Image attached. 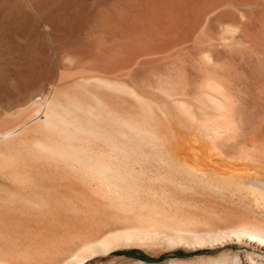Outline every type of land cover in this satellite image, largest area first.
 <instances>
[{"label": "bare ground", "instance_id": "1", "mask_svg": "<svg viewBox=\"0 0 264 264\" xmlns=\"http://www.w3.org/2000/svg\"><path fill=\"white\" fill-rule=\"evenodd\" d=\"M52 1L0 0V21L6 20L4 25H7L6 22L10 20V14L14 13L13 15L16 16L15 20L18 26L17 35L20 38L25 36L23 34L24 32L21 31V27H25V31L26 28L29 30L32 29L36 40L44 39V41H46L45 39L48 38L51 42V46L46 49V57L49 59L50 65L54 64L52 55H54L55 60L64 59V61H66L65 58H67V60L70 59L68 61L71 64L74 62V64H77L82 58H88V63L85 62L89 65L86 63V65L84 64L85 67L88 66L86 71L91 69V71L95 73L84 75L79 78L75 77L76 79L70 78L71 80L60 84H57L59 83L57 82L56 85L52 84V86H49L47 92L42 89V82L29 80L24 86H20L16 92L3 93V91L2 94L0 93V104L3 101H6L7 105L12 103L13 105L18 104L22 106L24 104L21 109L14 112L16 116L12 115L13 119L7 116L8 118H5L8 120H5L3 115H1L2 118L0 117V249L2 253H4L3 251H7L6 249H9L8 243L10 241V246L15 247V250H21L23 248H28L29 250L31 247L41 249L50 248L49 246L54 248L56 246L58 249V253L56 254H60V257L58 258V255L57 257L54 255L56 259L50 253L53 257H51V264H83L91 255L98 253L100 250L103 252V249L105 251L107 245H111L119 236H124L127 239L128 237L131 239L135 236V233L133 236H129L130 230L127 229V231L122 229L114 231L113 228H104V226L100 225L102 220H105L107 217L110 218L112 213L117 211V209L120 212L122 209L123 211L124 209L129 211L130 209L131 211L137 209L135 213L132 212L134 214L133 216L138 219L140 223L141 221L147 223V226L145 224L146 227H143L142 224L140 225V228L143 227L144 229L142 230L144 232L146 231V233H150L147 232V230L149 231L158 225H162V227L165 226L163 228L168 229L167 233H169L173 240L181 241L184 238L186 239L185 241L189 239L191 241L202 240L204 242L205 240V242H207L206 240L212 241L216 239L215 241H217L219 237H228L227 235H232L236 238L245 239L246 241L253 240L254 242L262 244L263 246L261 247L264 248V218L260 216L261 214L259 215L260 217L241 216V219L238 218L239 220L237 219V221L230 224H223L221 227L216 226L214 222H207V226L210 228L204 226L198 230L197 226L199 228L201 226L199 223H204L202 219L206 217V214L202 218L200 216L202 214L198 213L197 210H195L197 212L193 211L194 209L188 210L190 207L179 210V207L176 206V202L171 199L172 197L165 198L166 194L163 196L164 194L159 193L158 190L162 187L159 186L158 190H156V188H151L152 186H147L146 182L150 183L152 180H159L160 183V178L165 177V175L163 176L165 169H162L163 172L161 171L158 173V167L157 173H152L153 171H151L150 174L149 164L143 163L146 165L142 164L141 166L138 163L140 161L139 158L144 160L147 157H151L150 159H152L151 154L148 156L149 153L143 151L145 146L149 148V145L153 141H156V143L160 142L161 149L158 147L160 151L157 153L156 149V154H153V156L155 155L154 159H156V161L157 159L158 161L160 159L162 160V163L159 162L162 164V167L163 163L165 167L169 165L167 167H170L171 171L174 169L172 166L177 167L176 171L181 170L185 172V174L187 173L190 175V177L193 176V179L197 177V181L199 182L195 181L196 183L209 179V181H211L210 183L213 182L216 185L218 184L217 186L226 185L225 187H227L228 184L235 185V187L242 186L243 188H240L245 189L244 191L246 193L248 192L247 195L249 193H259L260 195H256L260 196V201L264 199V129L252 126L243 144L235 145L233 142V146H225V143L229 141L228 137L233 138L235 136L233 135L234 130H236L234 128L236 127L237 130L239 129V127H237L238 125H227L228 119H225V113H231V105L234 101L229 98V94H224L225 92L223 91L224 93L218 95L220 96L219 98L211 97L210 101L213 105L211 104L209 107H217L221 114L212 115L208 112L201 113L202 115L198 119V123L200 122L201 124L199 123V126H197L199 127V129L197 128L199 132L193 133L185 130L189 125L185 123L186 120L184 117H180L181 114L174 113V111L172 112L171 109L166 107V109L161 110L162 117L158 116L154 111V104L156 103L164 106L167 105L165 102L166 99H161V93L175 97L173 96L174 92H172L174 85L172 84L173 86L171 87L169 77L167 78L166 75H163L164 73H159L158 71L154 72L152 68L144 64L146 62L145 59L142 60L143 63L140 62L131 68L129 72L130 75L128 76L129 78H122L120 77L122 75L118 73V70L121 68L132 64L133 60L136 59V57L138 58V55L146 53L145 49L140 51L138 47L136 48V40L140 37H144L150 42L149 48L153 47V45H155L154 36L160 35V33L163 35L167 28L182 24V14L180 15L181 11L179 8L183 7L181 3H184L185 0H90L92 2L88 8L90 12L83 18L81 24L68 23V21L65 20L66 18L63 17L64 12L60 10V8L64 7L62 6L64 4L61 5L62 7L59 6L60 8L57 7L55 14H49L48 11L50 10L47 5H51ZM34 16L38 17V19ZM124 16L129 19V21L123 20L122 17ZM68 18H70V16ZM244 19L246 20V18ZM68 20L69 22L71 21L70 19ZM39 23H42L43 28ZM6 28L8 29V27ZM81 41H84L83 44H81ZM49 48L52 49V55L49 52ZM61 64L64 65L63 62H61ZM142 64L144 65L142 66ZM209 82L211 85L214 83L212 81H208V83ZM40 87L42 92L36 94L35 89H39ZM213 87L214 86H212V88ZM222 90H224V88ZM120 93H124L125 97L128 95V99L123 98V96L121 98ZM34 96H36V99L38 97V99L31 102ZM176 96H178V94ZM209 96L207 95V97ZM203 98L205 97L203 96ZM172 100L177 105L176 98ZM204 101L203 103H205ZM167 102L169 103V100ZM4 103L5 102H3V104ZM159 104H157V107ZM205 105L207 106V104H204V106ZM159 106L161 107V105ZM137 107H140V109H136ZM209 107L207 106V109ZM179 108L181 107L179 106ZM192 112L189 114H193ZM173 113L174 116L177 114L179 117H174ZM179 113H181V111ZM4 115L6 116L7 114L5 113ZM192 116L194 117L195 115ZM173 118L175 119L173 120ZM194 121H196L195 117L193 122ZM177 122L179 124H177ZM123 125L129 126L128 128H132L133 131L135 130V132L130 131V134L129 129L127 130L125 128L126 132H129L127 135L132 136L134 133V136L138 135L137 137L141 139L149 137L148 139H151V142L148 143L149 145L142 142L144 140L146 141L147 138L143 140L140 139L144 144L142 145L144 147H142V143L135 137L137 143H135L134 140V146L132 145L133 147H131L132 150H130V154L126 153L129 151L127 146H125L127 144L121 146L122 139L126 142L128 141V144H130L128 145L129 147L131 146V141H133L130 139L134 138L131 137L129 139L130 141L128 140L130 136L128 138L125 137L127 140L123 138V136H126L125 130L123 131L121 129H124ZM233 126L235 127L233 128ZM190 130L192 129L190 128ZM230 132L233 136L229 134ZM240 133H242V131H240ZM120 135H122V137ZM139 135H141V137ZM119 137H121V139H119ZM203 137L210 140V143H208V141L206 142ZM118 139L119 141L121 140L120 143L117 142ZM236 140L238 139L236 138ZM125 147L127 151H125ZM151 147L149 148L150 151ZM110 148L113 149L112 151L115 154L112 158H110L112 155V152L109 153L111 150ZM117 148L121 155L126 153L122 155V157H129V155L130 157H124L125 159H122V157L118 155L119 153L116 154L117 152L114 151L117 150ZM107 149L110 150L107 151ZM121 151L123 152L121 153ZM132 151H134V154ZM116 155L122 159V162ZM222 156H225V158L232 157V160L234 158H246L245 160H247V162L245 161L246 166L244 167H246L248 171L245 173V178H242L243 176L233 177V175L220 172L221 167H223L221 165L226 164V162H221L224 161L222 160ZM137 160L139 161L137 162ZM232 160L230 159L229 161L228 159V164H226L228 167L229 162L233 163L234 160ZM145 161H147V159L144 160V162ZM238 161H241V159ZM134 164L139 165L137 166L138 168L135 167ZM218 164H221V167H218ZM225 167L224 165V168ZM236 167H238V165H236L235 168ZM143 171H147V173ZM167 173L170 174V172ZM73 175L76 176V178ZM143 175H147V178H144ZM141 176L143 178H141ZM172 177L169 178V180L172 179L175 183L181 184V179L178 180ZM103 178H105L104 182ZM165 179L167 180V177L164 178L163 181ZM81 180H83L82 183ZM102 183L105 185V192H103ZM86 185H88V187ZM190 185L191 183L187 187ZM166 188L169 191L168 187ZM109 190L114 191L116 195H118V197H116L118 199L119 196L120 199L124 196V201L121 202L122 206H124L119 207L120 210L117 206L114 210L109 209L110 211L105 210L103 212V208L99 206L103 204L102 206L107 209L111 205H118V202L120 204V199L113 198L112 200L111 197L113 195L108 196ZM160 190L162 192L164 189ZM102 192L108 196V199L105 198L108 202L107 204H109L108 207L104 204L106 201H103V195L101 198V195L99 196V194H103ZM96 193H98V195ZM155 194H157V196L152 197ZM96 195L99 196V198ZM243 195H241V198ZM256 195L254 196L256 197ZM99 199H102L101 201L103 202ZM114 199L117 201V204ZM205 199L208 204L211 203L208 198H204V200ZM256 199L254 201H256ZM215 200L216 199L212 201ZM191 201L193 200L191 199ZM112 202H115L114 204L116 205L111 204ZM244 202L245 200L243 203ZM207 203L205 205H207ZM126 204H128V206ZM213 205V208H215V204ZM186 206L187 205H185V207ZM29 207H45V209H53L55 212L57 208H62V210H64V208H75L74 210L77 214L80 212L78 219H83L82 221L80 220L78 222L75 218V222H71L72 220L70 221V218L69 220L66 218L68 216L64 217L57 213L56 216H58H53L52 218L55 217V219H52V223L49 222V224L55 227V232L57 233L64 234L68 231L80 233V236L78 235L79 237L77 236L75 238L74 236L77 242L73 241L74 244H71V240H73L71 237L76 235V233H71V237H68L69 241H66L68 245L61 243L57 246L59 241L65 243L67 238H63L61 234H59V236L61 235L62 238H55V236L53 237L50 235L41 237L43 234H49L47 232L45 233L43 228L39 230H43L44 233L42 232L43 234L37 236L38 233L36 230L40 228L37 226V222L40 219L38 217L39 214H36L37 211L35 212L34 208L33 210L31 209V211H34L36 215L34 212L30 214L28 211ZM206 207L209 206H205V208ZM8 208L18 210L19 212L17 211L18 214L14 210L15 213L13 211L10 212ZM202 208V210H204V207ZM211 210L209 213L214 211V209ZM52 211L49 212V214L52 213ZM108 211L110 215L107 214ZM208 211L209 210H207V214ZM65 212L66 211H64V213ZM101 212H103L102 214L104 216L105 214L108 216L103 217L105 219L100 221L102 218L101 216H103H99ZM115 213L117 216H120L119 212ZM123 213H127V211L122 212V215ZM66 214H68V212ZM72 214L74 216L73 212ZM81 214L83 218H80ZM113 215L116 216L115 214ZM113 215L111 219H113ZM97 220H99L100 223H97ZM42 221H44V219ZM33 222H36L37 229L32 225ZM47 222L40 223L43 225L48 224ZM45 227L47 226H44V228ZM133 232L136 231L131 230V234ZM26 235H29V237H26ZM122 237L121 239H123ZM7 240L10 241L7 242ZM109 241L112 242L109 243ZM59 248H64L66 251L63 252L64 249H60V251L62 250L60 252ZM12 249L13 248H11V250ZM45 250L48 251V249ZM36 251L38 254V251L41 250L36 249ZM29 252L30 251H28V254L30 255ZM23 253L25 252L23 251ZM37 256L39 257L40 255ZM13 260L14 259L10 260V258L4 255H0V264H24L21 263V261L19 262L17 260L16 262Z\"/></svg>", "mask_w": 264, "mask_h": 264}, {"label": "rangeland", "instance_id": "2", "mask_svg": "<svg viewBox=\"0 0 264 264\" xmlns=\"http://www.w3.org/2000/svg\"><path fill=\"white\" fill-rule=\"evenodd\" d=\"M62 4H64V5H62ZM91 4H92V2L90 0H75V1L74 0H54L51 2V5L50 4L47 5L48 9L50 10V11H48V10L47 11L49 12V14H55V10L57 9V7L60 8V7L64 6V7L60 8V10H62L64 12L63 17L66 18L65 20L68 21V23H78V24L80 23L81 24V21L83 20V18H85L86 15L88 14V12H90V11H88V8L90 7ZM182 5H183V7L179 8L180 11L182 12V13L180 12V15L182 14V16H181L182 24H180L181 26L180 25L174 26V27L171 26V27L166 29L165 33L163 34L164 36L162 35V33H160V35L158 34V35L154 36V44L155 45H153V47H150V48H149L150 42L147 39H145L144 37L143 38L140 37L138 40H136L135 46H136V48L138 47V50H140V51H143L145 49L146 53L138 55V58L136 57V59L133 60L132 64L128 65L129 67L125 66V67L121 68L122 70L121 69H120L121 71L118 70V73L122 75V76H120L122 78H129L128 76L130 75L129 72H130L131 68L136 66L138 63L142 62L143 59L146 60V62L144 64L148 65L149 68H152V70L154 72L158 71L159 73L160 72L164 73L163 75H166L167 78L168 77L170 78L169 82L171 84V87L174 85V87H173L174 89L172 88L174 91L172 90V92L175 93V94L173 93V96H175V97H171V95L169 96L168 94L161 93L160 94L161 99L162 100L166 99L165 102L167 105L164 106L162 104L156 103V104H154V111L160 117H162L161 116L162 115L161 110L166 109V108L171 109L172 112L174 111V113H177L179 115L181 114L180 117H184L185 120L187 121V122L185 121V123L187 125H189V126H187L188 128L185 127L186 128L185 130H187L189 132H193V133L199 132L197 130V128L199 129V127H197V126H199V123H200V122L198 123V119L203 113L208 112V113H211L212 115L220 113V110H218L217 107H213L214 109L212 107L211 108L209 107L211 104L213 105V103L210 101L211 97L212 98L213 97L219 98L220 96H218V95H221V93H224V92H225L224 94H226V93H227V95L229 94L228 95L229 98L233 99L234 101L232 102L233 106L231 105L232 111L230 114H229V112L225 113L226 114L225 119H228L227 125H235V126L238 125L237 127H239L240 130L239 129L237 130V128L235 126H233V128L235 127L234 129L237 130V131L234 130V132H233L234 133L233 135H235L234 136L235 138L230 137L231 138L230 139L228 137L229 141L228 140H227L228 142L226 141L227 143H225L226 144L225 146L230 147V145L233 146L234 143H235V145H241V144H243V142H244L245 138L247 137L252 126H256V127L264 129V0H187V2L185 0L184 3H181V6ZM11 14L9 16V19L11 20V22H10V20L7 21L6 22L7 25L6 24L4 25L6 20L2 21V22L0 21V38H1L0 39V93L1 94L3 91H4L3 93L16 92L20 86H24L25 83L29 82V80L35 81V82H42V84H43L42 89H44V91L47 92L49 90V86H52V84L56 85L57 82H59L57 84H60L63 82H67L71 79H76V78H79V77L84 76V75H90V74L95 73L94 71H91V69H88L86 71L88 66L85 67L84 64L86 62L88 63V58H82L83 61L80 59L81 61L77 63L78 65L74 64L75 62L72 63V64H74V65H72L68 61L70 59L67 60V58H65L66 61H64V59L55 60L54 55H52V51H51L52 49H50L51 47L49 48L50 49L49 52L52 55V58H54L53 59L54 64L50 65L49 59H47V57H46V49H47V47L51 46V42L49 41V39L48 38L45 39L46 41H44V39L43 40H39V39L36 40V37L33 33V30L32 29L29 30L26 28V31H25V27L24 28L21 27V29H22L21 31L24 32L23 34L25 36L23 38L22 37L20 38L17 35L18 26H17V22L15 20L16 16L13 15L14 13H11ZM69 16H70V18H68ZM34 17L36 19H38V17H36V16H34ZM244 18H246L247 21ZM68 19H70L71 21L69 22ZM122 19L125 21H129V19L125 18V16L122 17ZM242 21H243V23H242ZM226 23H228V24H226ZM39 24L43 28L42 23H39ZM241 24H242V26H241ZM5 26L8 27V29ZM232 26H233V28H232ZM243 27H245V28H243ZM226 28H227V30H226ZM2 32H3V34H2ZM205 38H206V40H205ZM83 42L84 41H81V44H83ZM6 43H7V45H6ZM212 45H214V46H212ZM147 50H148V52H147ZM166 50H167V52H166ZM144 55H147V56H144ZM140 58H141V60H140ZM56 61H57V63H56ZM60 61L63 62L64 65H62ZM134 61H135V64H134ZM71 62H73V61H71ZM79 63H81V64H79ZM144 64H142V66ZM87 65H89V64H87ZM71 66H72V69H71ZM158 72H156V73H158ZM208 81H212L214 83L211 85L210 82L208 83ZM212 86H214V87L212 88ZM189 87H191V88H189ZM204 88H207V89H204ZM223 88H224V90H222ZM42 89H41V87L39 89L36 88L35 93L36 94L41 93ZM209 90H212V91H209ZM221 90H222V92H221ZM121 93H120L121 98L123 96V98L128 99V97H127L128 95H126V97H125L124 93L123 94H121ZM177 94L179 97L176 96ZM179 94H181L184 97H182ZM204 94H207L208 96L209 95L210 96L207 97V95H204ZM202 95L205 98H203ZM174 98H176V100H177V105L179 104L178 107H177L176 103L173 102V100H172ZM206 98H208L209 100ZM35 99H36V96H34L31 99V102L35 101ZM37 99H38V97H37ZM129 99H131V98H129ZM168 100H169V103L167 102ZM204 100H206V101H204ZM203 101L205 103H203ZM3 102H5V103L3 104ZM3 102H1V104H0V106H1L0 107V117L1 118H2L1 115H3L4 118L8 116L9 118L11 117V119H13L12 115H15L14 112L16 110L21 109L22 106L24 105L23 104L22 106L21 105L19 106L18 104L13 105L12 103H10V104L8 103L9 105H7L6 101H3ZM157 104L161 105V107L159 105L157 107ZM204 104H207V106L209 108L207 109V106L206 105L204 106ZM135 105H137V104H135ZM152 105H153V103H152ZM152 105H151V108H152ZM179 106L181 108H179ZM182 106L185 108H183ZM187 108L189 109V111ZM136 109L139 110L140 107L139 108L137 107ZM181 109H183V110H181ZM180 111H181V113H179ZM143 112H145V111H143ZM190 112H192L193 114H189ZM5 113L7 114L6 116L4 115ZM174 113H173V116H174ZM177 114H175V116L179 117ZM192 115H195L194 117L196 118V121H194V122H196V123L193 122L194 117ZM227 116H228V118H227ZM1 118H0V120H1ZM7 118H5V120H8ZM174 119L175 118H173V120ZM189 119H190V121H189ZM177 124H179V123L177 122ZM123 126H124V129L121 128L123 131L125 130V128L127 130L129 129L128 128L129 126H126V125H123ZM190 126H192V127H190ZM190 128L192 130H190ZM130 131L135 132V130L133 131L132 128L129 129V132ZM240 131H242V133H240ZM124 132L126 133V136H123L124 139L127 140V138L129 136L130 137L128 138V140L131 137L134 138V139H130V140H133V141H131L132 143L129 142V143H131V146L128 147V145H130V144H128V141L126 142L123 139H122V142H121V140L119 141V139H121L122 135H120L121 137H119L117 142L118 143L121 142L122 143L121 146H124L125 144H127L125 146H127L129 152H126V153L130 154V150H132L131 147L134 146L135 137H136V139L137 138L139 139V140L137 139L138 141H140L141 138L137 137L138 136L137 134H136L137 136H134V133L132 136L127 135L129 132L128 131L126 132V130ZM130 134H131V132H130ZM229 134H231V132ZM233 135L231 134V136H233ZM139 136L141 137V135H139ZM125 137H127V138H125ZM145 138H147V137H145ZM145 138H143V139H145ZM148 138L146 139V141L145 140L142 141V142L147 143L146 145H149L148 143L151 142L150 141L151 139H148ZM203 138L205 139L206 142L208 141V143H210V140H208L205 137H203ZM236 138L238 140H236ZM143 139H141V140H143ZM235 140H236V142H235ZM117 142H116V144H117ZM142 142L140 141V143H142ZM135 143H137L136 140H135ZM152 143L149 145L150 147L153 146V147H151V151L149 149L150 147L146 148V146H145V149L143 148L144 150L143 149L142 150L144 152L149 153L148 156H150V154H151L152 159H154L155 155L153 156V154H156V152L158 153L160 151L159 149H161L160 148L161 144H160V142H158L159 144L156 143V141H153ZM142 145H144V144L142 143L141 146ZM117 147H119V146H117ZM142 147H144V146H142ZM158 147H159V149H158ZM127 148L125 147V151H127L126 150ZM135 148H136V145H135ZM110 149H107V151H109ZM122 149L124 151L123 147H122ZM139 149H141V148H139ZM156 149H157V151L155 152ZM112 150L113 149H111L109 151V153L112 152L111 153L112 155L110 154L111 155L110 158L115 156V154L113 153ZM133 150H134V148H133ZM114 151L117 152V153L115 152L116 154L119 153L118 148H117V150H114ZM123 151H121V153ZM132 152L134 154V151H132ZM125 154H122V155H125ZM118 155H120L122 157V155L120 153ZM116 157L118 159H121L117 155H116ZM124 157H128V156H123L122 159H125ZM129 157H130V155H129ZM150 158L151 157H147L146 158L147 161H145V162H144V160H146V159L143 160L141 158L143 160V162H142V160L139 158L140 161L137 160V162L139 161L138 163L141 166L143 163L149 164L150 174H151V171H153L152 173H157L158 167L160 170V171L158 170V173L161 171L163 172V170L165 169V171L163 172L164 173L163 176L165 175V177L160 178L161 179L160 183H159V180L158 181L152 180L150 183L146 182L147 186H152L151 188H153V189L156 188V190H158L159 186L162 187L160 189H164L165 191L163 190L164 192L163 191L161 192V190L159 189L158 190L159 193L164 194L163 196H165V194H166L165 198H171L172 197L171 199L174 200V202H176V206L179 207L178 208L179 210L182 208L187 209L190 207L188 210H190V209H192V210L194 209L193 211L197 210L198 213L202 214V215H200L202 218L206 214L205 215L206 217L204 219L201 218L204 221H202V220H200V221H202L204 223H199V225L201 224V226L199 228L197 226L198 230L203 228L204 226L208 227L207 222L208 223L214 222L216 226L221 227V226H223V224L224 225H226V223L230 224L234 221H237L238 218L241 219V216H259L261 214L260 216L264 218V209H263L264 199L262 198L263 200L260 201L261 200V199H259L260 196H257V195H260L259 193L258 194L257 193H249V194H253V195H249V194L247 195L248 192L246 193L244 191L245 189H242L243 188L242 186H240L242 188H240L238 186L235 187V185H232V184H230V185L228 184L227 187H225L226 185L217 186L218 184L216 185L213 182L210 183L211 181H209V179H207L208 181L207 180L201 181V182L205 181L204 183H201V182L196 183L195 181H197V179H198L197 177H194V179H193V176L190 177V175H188L187 173L185 174V172H183L181 170L176 171L177 167H173V166H172V168H174L173 169L174 171L172 170L173 171L172 172L171 168L167 167L169 165H167L165 167V165L163 163V167L161 166L162 165L161 159L159 161L157 159V161H156V159L152 160ZM227 158L228 157L225 158V156H224L222 158V160H224V161H221V162H224V163L226 162V164H228V159L230 161V159L232 160V157H230L228 159ZM242 158H239V159L234 158L233 159L234 161L232 160L233 163H235L236 165H238V167H240V168L236 167L238 169L235 168L236 165L233 164L232 162L231 163L229 162L230 168L228 167V165H226L224 163L223 164L226 166L225 168H224V165L220 164L221 166H223V167H221L218 164V167L219 166L221 167L220 172L233 175V177L234 176L235 177H237V176L242 177L243 176L242 178H245V175H246L245 173L248 170L244 166H246L245 164H246L247 160H245L246 158H243V160H244L243 161ZM122 159H121V162H122ZM237 159L238 160L241 159V161H238ZM137 162H135V163H137ZM156 162H158V163H156ZM159 162H161V163H159ZM155 163H156V166H155ZM137 164L136 165L134 164V166L135 167L139 166ZM146 164H143V165H146ZM169 169H170V171H169ZM233 169L237 170V171H234ZM155 170H156V172H155ZM143 172L147 173V171H143ZM167 172H170V174ZM239 173H240V175H239ZM181 174H183L184 176ZM74 177L76 178V176H74ZM143 177L147 178V175L146 176L143 175ZM143 177L141 176V178H143ZM166 177H167V180L165 179L163 181V179ZM171 177L178 179V180L181 179L180 180V181H182L181 184L175 183L174 180H172V179L169 180V178H171ZM80 179H81V177H80ZM104 179L105 178H103V182H104ZM82 181L83 180H81V183H82ZM190 181H192V182H190ZM197 182H199V181H197ZM166 183H167V185H166ZM190 183H191L190 186L192 188L190 186L187 187ZM102 184H103L102 185L103 187L102 186L101 187L103 189V192H105V190H104L105 185H104V183H102ZM153 184H154V186H153ZM84 186H85V183H84ZM86 186L88 187V185H86ZM166 187H168L169 191L167 190ZM242 190L244 191V193ZM109 191H108V196L113 195L111 197L112 200H113V198L118 197V195H116V193L114 191H112V190H109ZM113 192L115 195L113 194ZM96 194L98 195V193H96ZM240 194L241 195L244 194L242 196V198H241ZM245 194H246V196H245ZM102 195H103V199H104L103 201H106L105 198L108 199V196H106V194L103 193V194H99L100 198L102 197ZM254 195H256V197ZM99 196H97V197L99 198ZM155 196H157V194L153 195L152 197H155ZM194 196H195V198H194ZM123 197L124 196H122L121 197L122 199H120V196H119V199L121 201H120V204L118 202V205H116L117 201L114 199V201H116V204H114L115 202L114 203L112 202L111 204L116 205V206L111 205L110 206L111 208L110 207L107 208L109 205V204H107L108 203L107 201H106V203L104 202L105 206H107L106 207L107 209H105L104 206H102L103 204H101L99 206L101 208H103V210H102L103 212L105 210L107 211L109 209L114 210V208H116L117 206H118V208L123 207L124 205L122 206V203H121L124 201ZM252 197H255V198H252ZM204 198H208V200H210L211 203L208 204L207 200L206 199L204 200ZM211 198H213V199H211ZM220 198L221 199L223 198L222 201ZM248 198H251L253 200L248 199ZM116 199H118V198H116ZM191 199L193 201H191ZM214 199H216V200L212 201ZM246 199H248V200H246ZM255 199H256V201H254ZM183 200H185L186 202ZM244 200H245V202H244L245 204L243 203ZM103 201H101V202H103ZM206 203H207V205H205ZM247 203H249L250 205ZM213 204H215V206H216L215 208H213L214 207ZM126 205L128 206V204H126ZM185 205H187V206L185 207ZM202 205H204V206H202ZM211 205H213V206L210 207ZM205 206H209V207L205 208ZM260 206H261V208H260ZM112 207H113V209H112ZM129 207H130V203H129ZM202 207H204V210H202L203 209ZM33 208L35 209V212L37 211L36 214L37 215L39 214L38 217L40 218L39 221L37 222L38 225L36 224V222L32 223V225L35 226V229H37V226L40 227L36 230L38 233L37 236H39L40 234H43L45 231V233L47 232L49 234H43V235H41V237L42 236L44 237V235L45 236L50 235L53 237L55 236V238H60L62 235L63 238H67L65 240V243L59 241L57 244V246H58L61 243L64 245L65 244L68 245V242H66L67 240L69 241L68 237L69 236L71 237V233H73V234L76 233V235H73V237H71V239H73V240H71V239L70 240L72 241L71 244H74V242H77V239L75 240V238L80 233H77V232L74 233V231H72V232L68 231V232L64 233L65 235L61 234L59 232L57 233V232H55L56 231L55 227L52 224L51 225L49 224V222H51L52 219H55V217H57L58 215H61L64 217L68 216L66 218L68 220L70 218V221L72 220L71 222H75L76 219L79 222L81 220V219H78L80 216V214H79L80 212H78V214H77V212L74 210L75 208H66V209L64 208V210H62V208L61 209L57 208V210L55 212V210L52 209L53 210L52 211V210H49L47 208L45 209V207H36V208L35 207L30 208L29 207L28 211L30 214H32V212H34V211H31V209L33 210ZM211 209L212 210L214 209L216 214ZM9 210H10V212H12L14 209L8 208V211ZM119 210H120V208H119ZM135 210H137V209H135ZM135 210L131 211V209H130V211H129V210L124 209V211H127V213H123V215H122V212H124L123 209L121 210V212L118 211V209H117V211H114V213H112V215L113 214L116 215L115 212H119L120 216L119 215L118 216L113 215L114 216L113 219H111L112 215H111V217L109 216L110 218L107 217L105 219L103 217L108 216V215L105 214V216H104L102 214L103 212L99 213V216L103 215V216H101L102 218L100 219V221L102 219H105V220H102L101 223L99 222V220H97V223L99 222L100 225L104 226V228H113L114 231H116V230L119 231L121 229L125 230V231L130 230V232L128 231L129 232L128 235L133 236L135 233V236L131 239H130V237H128V239H127L124 236L123 237L119 236L114 241L112 240L114 244L112 243L111 245H107L106 250L104 251V249H103V252H101L102 250H100L98 253L91 255L86 260V262H84L83 264H264V248L261 247L263 245L259 244L257 242H254L253 240H247L246 241L245 239H241L238 237L236 238L235 236H232V235H230V236L227 235L228 237H223V236L219 237V239H217V241H215L216 239L212 240V241L206 240L207 242H205V240H204L205 243L202 240L191 241V240L187 239V241H185L186 239H184V238H183L184 240L182 239L181 241L180 240L179 241L173 240V238H171L169 233H167L168 229L163 228L165 226L162 227V225H158L157 227H154V228L150 229L149 231L147 230V232H150V233H146V231L144 232L142 229H144L143 227L145 226V224L147 226V223L145 221H141V223H140L138 221V219H136L133 216L134 214L132 212L135 213ZM207 210H209L208 214H207ZM210 210L212 211V213H209ZM14 211L17 212L18 210H14ZM51 211H52V213L49 214V212H51ZM61 211H62V213H61ZM64 211H66V212L64 213ZM109 211L107 212V214H109ZM197 211H195V212H197ZM18 212H17V214H18ZM35 212H34V214H35ZM67 212H68V214H66ZM72 212L74 213V216H73ZM111 212H113V211H111ZM213 212H214V215H213ZM46 213H48V214H46ZM57 213H58V215L56 216ZM41 215H42V217H41ZM44 215L46 216V218ZM125 215H127V216H125ZM53 216H55V217L52 218ZM42 218L44 219V221H42L43 220ZM80 218H83L82 214H81ZM205 219H206V221H205ZM108 221H110V222H108ZM40 222L41 223L47 222L48 224L41 225ZM141 224L143 227L140 228ZM44 226H47L49 230L47 229V227H45L46 228L45 229ZM42 228L44 231L39 230ZM208 228H210V227H208ZM131 230L136 231V232H133L131 234ZM59 234H61V235L59 236ZM74 236H75V238H74ZM26 237H29V235H26ZM121 237L123 239H121ZM9 241L7 240V242H9ZM112 241H109V243ZM188 241H190V242H188ZM10 243H11V241L8 243L9 249H6L7 251H3L4 253H2V251L0 249V255H4L5 257H8V258H10V260L14 259L13 261H16V262L18 260L19 262L21 261V263H24V264H43V263L44 264H51L50 262H51L52 256L55 257L54 255H56V257H57V255H58V258L60 257V254H56V253H58L57 252L58 249L56 246L54 248L49 246L50 248H42L41 249V248H32L31 247V249L29 248V250H28V248L27 249L23 248L21 250L20 249L15 250V247L10 246ZM10 247L13 249L11 250ZM109 247H111V248H109ZM107 248H109V249H107ZM36 249L41 250V251H38V254H37ZM45 249H48L49 252ZM60 249L63 250L64 248H59V251H60ZM33 250H34V252H33ZM23 251L25 253H23ZM28 251H30L29 252L30 255L28 254ZM65 251H66V249H64L63 252H65ZM15 252H17V253H15ZM6 253H7V255H6ZM22 253L24 255V258H23ZM50 253L52 254V256ZM31 255H33V256H31ZM37 255H40V256L38 257ZM47 259H48V261H47ZM40 261H42V262H40ZM37 262H39V263H37Z\"/></svg>", "mask_w": 264, "mask_h": 264}]
</instances>
